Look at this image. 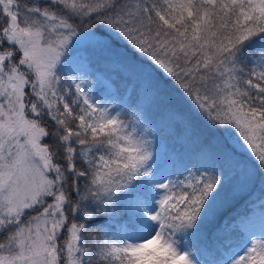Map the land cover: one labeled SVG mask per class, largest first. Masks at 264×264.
<instances>
[{
  "label": "snow or ice",
  "instance_id": "obj_1",
  "mask_svg": "<svg viewBox=\"0 0 264 264\" xmlns=\"http://www.w3.org/2000/svg\"><path fill=\"white\" fill-rule=\"evenodd\" d=\"M249 206L264 0H0V264H264Z\"/></svg>",
  "mask_w": 264,
  "mask_h": 264
},
{
  "label": "rangeland",
  "instance_id": "obj_2",
  "mask_svg": "<svg viewBox=\"0 0 264 264\" xmlns=\"http://www.w3.org/2000/svg\"><path fill=\"white\" fill-rule=\"evenodd\" d=\"M98 66L99 65L97 64L95 66V69H98L100 72H103L104 69L99 68ZM95 69H89V71L91 72V71H94ZM64 75L68 76V75H72V73L66 71L64 73ZM88 79H91V77H88ZM96 94L97 95H105V96H107L108 92H106V91L105 92H100L98 90ZM114 95L116 96V98L113 99L112 102L116 103V104H120L121 103L120 95L119 94H115V93H114ZM124 99L126 101L127 98L124 97ZM157 165H158V169L161 172V174L166 173V172H170V170H171V164L169 163V161H166L165 152H164L163 149H161V151H160V153L158 155ZM253 203L258 205L259 202L257 200H255V201H253ZM249 208H250V211L254 214V222H253L252 227H254L255 229L264 228V217L260 216L261 211H264V209H261L258 206L255 207V208H251V206H249Z\"/></svg>",
  "mask_w": 264,
  "mask_h": 264
},
{
  "label": "trees",
  "instance_id": "obj_3",
  "mask_svg": "<svg viewBox=\"0 0 264 264\" xmlns=\"http://www.w3.org/2000/svg\"><path fill=\"white\" fill-rule=\"evenodd\" d=\"M98 65H99L98 66L99 68L104 69L103 65H101V64H98ZM153 132H155L154 128H153ZM167 142L169 145L174 144V141L171 137H167ZM175 147L177 148L178 151L180 150V146L178 144H176ZM165 159H166V161H169V163L171 164L170 172H174L175 170L179 169L182 166V164H185L188 162L187 155H184L183 158H181V156L178 154H170V153L166 154L165 153ZM179 176H180L179 172H176L175 176L173 178H176ZM253 201H255V199Z\"/></svg>",
  "mask_w": 264,
  "mask_h": 264
}]
</instances>
